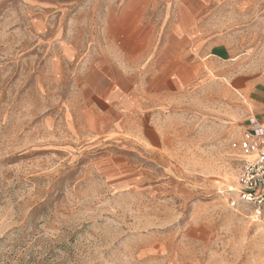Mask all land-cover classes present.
<instances>
[{"label":"rangeland","instance_id":"rangeland-1","mask_svg":"<svg viewBox=\"0 0 264 264\" xmlns=\"http://www.w3.org/2000/svg\"><path fill=\"white\" fill-rule=\"evenodd\" d=\"M177 2L0 0V264H264V0Z\"/></svg>","mask_w":264,"mask_h":264},{"label":"built area","instance_id":"built-area-1","mask_svg":"<svg viewBox=\"0 0 264 264\" xmlns=\"http://www.w3.org/2000/svg\"><path fill=\"white\" fill-rule=\"evenodd\" d=\"M231 149L240 155L234 189L236 203L249 209L254 222L264 224V115L246 120Z\"/></svg>","mask_w":264,"mask_h":264},{"label":"crops","instance_id":"crops-1","mask_svg":"<svg viewBox=\"0 0 264 264\" xmlns=\"http://www.w3.org/2000/svg\"><path fill=\"white\" fill-rule=\"evenodd\" d=\"M209 1H211V0H193L192 3L200 5L197 8H195L193 5H191V3H187V2H177V3H174L175 6H174L173 9H175V10H196V9L201 8V7H202L201 9H207V8H209L208 5H210ZM240 1H241V3L238 2V3H236V5L237 6L238 5H241V6L245 7V5H246L245 4V0H240ZM201 5H203V6H201ZM220 5H225V6H221V7H227L229 4L226 2V3H220ZM231 5L232 4H230L229 6H231ZM237 6H235V7H237ZM183 37H185V35L182 34V33L180 35H177L176 36V38H178V39H182ZM188 42H190V40ZM255 96H257L258 98H262V94L260 92H257L255 94ZM260 104H262V103H259V105ZM262 107L263 108H257V113L255 114V116H262V115H264V106H262Z\"/></svg>","mask_w":264,"mask_h":264}]
</instances>
